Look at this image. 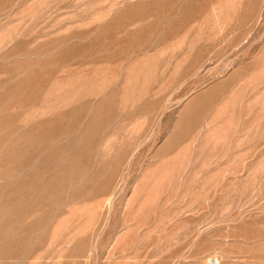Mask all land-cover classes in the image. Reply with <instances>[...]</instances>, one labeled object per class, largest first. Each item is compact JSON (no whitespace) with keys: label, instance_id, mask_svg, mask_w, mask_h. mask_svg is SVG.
Listing matches in <instances>:
<instances>
[{"label":"rangeland","instance_id":"rangeland-1","mask_svg":"<svg viewBox=\"0 0 264 264\" xmlns=\"http://www.w3.org/2000/svg\"><path fill=\"white\" fill-rule=\"evenodd\" d=\"M0 264H264V0H0Z\"/></svg>","mask_w":264,"mask_h":264}]
</instances>
